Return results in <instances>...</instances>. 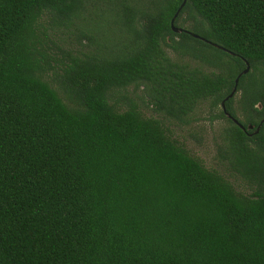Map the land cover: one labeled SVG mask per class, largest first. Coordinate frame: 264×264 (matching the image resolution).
<instances>
[{"label": "trees", "instance_id": "1", "mask_svg": "<svg viewBox=\"0 0 264 264\" xmlns=\"http://www.w3.org/2000/svg\"><path fill=\"white\" fill-rule=\"evenodd\" d=\"M182 1L0 0V264H264V0H186L174 18ZM91 12L115 41L80 28L99 49L54 53L49 29ZM244 60L236 90L259 131L219 116L248 192L163 122L220 104ZM130 85L161 118L110 101Z\"/></svg>", "mask_w": 264, "mask_h": 264}, {"label": "rangeland", "instance_id": "2", "mask_svg": "<svg viewBox=\"0 0 264 264\" xmlns=\"http://www.w3.org/2000/svg\"><path fill=\"white\" fill-rule=\"evenodd\" d=\"M92 15H94L92 12L85 15V19L83 18L77 25L52 26L48 31L51 39L48 44L53 52L59 53L60 51L61 54V51L73 53L75 51L90 52L93 48L99 49L93 43H85L84 41L82 43L78 33L80 28L82 30L89 29V32L95 35L106 33V36H110L111 43L112 40L115 41L116 35L107 31L108 28L105 27V23L99 20V12H96V16ZM97 40L101 42L99 37ZM166 51L173 60L179 63H187L190 66L200 65L199 60L188 55L178 54L179 52H174L169 48H166ZM245 85H248V82H245ZM141 90L142 88H136L132 85L124 89L114 90L110 101L118 102L122 108L133 103L145 116L161 118L162 116H159L146 104ZM240 100L241 90H236L232 97L231 107L236 119L246 123L245 112L241 108ZM220 109V104H213L211 99L203 100L190 113L180 119L163 118L164 126L170 136L184 146L192 156L200 160L205 167L219 171L232 181L239 190L248 192L245 184L235 176H229V172L226 170V157L229 156L230 149L228 136L230 124L219 116Z\"/></svg>", "mask_w": 264, "mask_h": 264}, {"label": "water", "instance_id": "3", "mask_svg": "<svg viewBox=\"0 0 264 264\" xmlns=\"http://www.w3.org/2000/svg\"><path fill=\"white\" fill-rule=\"evenodd\" d=\"M185 2H186V0H183L182 1V4L180 5V7L178 8V10H177V12L175 13V15H174V18L176 17V15H177V13L180 11V9L183 7V5L185 4ZM174 18L171 20V29H172V31L173 32H182L183 31V29L182 28H180V27H177V26H175L174 25ZM194 37H196V38H198V36L197 35H193ZM202 39V38H201ZM213 46L214 47H216V48H219V49H222V50H224V51H226V52H229V51H227L226 49H224V48H222L221 46H219V45H216V44H213ZM231 55H233V53L232 52H229ZM244 63H245V65H246V67L241 71V73L237 76V78H235V80H234V86H233V88H232V90H231V92L220 102V107H221V109H222V111L224 112V114L229 118V119H231L233 122H235L241 129H243V130H245V127H243L236 119H234L227 111H226V107H225V102L229 99V98H231L232 96H233V94L235 93V91H236V88H237V84H238V79H239V77H240V75H242V74H246L248 71H249V64H248V62L247 61H245L244 60ZM246 128L247 129H251L252 128V125H247L246 126ZM258 131H259V126H257L255 129H254V131H253V134H257L258 133Z\"/></svg>", "mask_w": 264, "mask_h": 264}, {"label": "flooded vegetation", "instance_id": "4", "mask_svg": "<svg viewBox=\"0 0 264 264\" xmlns=\"http://www.w3.org/2000/svg\"><path fill=\"white\" fill-rule=\"evenodd\" d=\"M232 117H233V116H232ZM227 118H228V117H227ZM233 118H234V117H233ZM245 118H246V117H245ZM234 119H236V118H234ZM230 120H231V119H230ZM236 120H237V119H236ZM231 121H232V120H231ZM237 121H238V120H237ZM262 121H264V118L260 120L259 125H260V123H261ZM232 122H233V121H232ZM238 122H239V121H238ZM233 123H235V122H233ZM239 123H240V122H239ZM235 124H236V123H235ZM240 124H241V123H240ZM236 125H237V124H236ZM241 125H242V124H241ZM247 125H252V124L246 123L245 126L242 125L243 127H245V130L241 129L238 125H237V126H238L241 130H243V131L246 133L247 136L251 137V136L254 135V134H253V131H254V129H255L257 126L255 127L254 125H252V128H251V129H247V128H246ZM259 125H258V126H259Z\"/></svg>", "mask_w": 264, "mask_h": 264}]
</instances>
